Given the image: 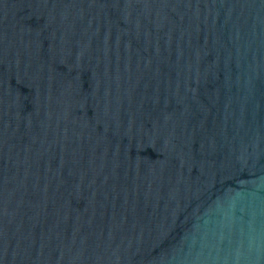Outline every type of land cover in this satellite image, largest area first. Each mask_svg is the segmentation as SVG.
<instances>
[{"label":"water","instance_id":"1","mask_svg":"<svg viewBox=\"0 0 264 264\" xmlns=\"http://www.w3.org/2000/svg\"><path fill=\"white\" fill-rule=\"evenodd\" d=\"M0 264H264V0H0Z\"/></svg>","mask_w":264,"mask_h":264}]
</instances>
